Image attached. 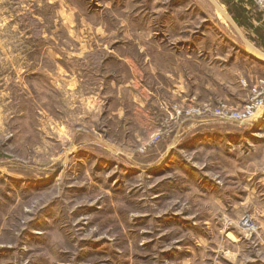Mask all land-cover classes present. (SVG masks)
<instances>
[{
    "label": "rangeland",
    "instance_id": "rangeland-1",
    "mask_svg": "<svg viewBox=\"0 0 264 264\" xmlns=\"http://www.w3.org/2000/svg\"><path fill=\"white\" fill-rule=\"evenodd\" d=\"M172 9L179 13L169 21L187 28L183 52L201 40L204 50L218 43L219 56L243 48L207 0H0V25L16 35L23 26L30 40L10 60L0 29V264H246L255 256L246 236L259 232L253 209L264 200V63L223 55L226 68L203 63L201 81L190 59L192 76L172 79L184 93L171 96L163 85L174 53L156 70L145 56L153 43L178 50L163 27ZM214 55L205 60L218 64ZM212 79L222 81L211 87ZM206 82L242 100L240 84L244 101L194 90ZM248 105L250 119L230 118ZM246 214L250 232L240 223ZM236 248L237 257L228 253Z\"/></svg>",
    "mask_w": 264,
    "mask_h": 264
},
{
    "label": "crops",
    "instance_id": "crops-1",
    "mask_svg": "<svg viewBox=\"0 0 264 264\" xmlns=\"http://www.w3.org/2000/svg\"><path fill=\"white\" fill-rule=\"evenodd\" d=\"M6 1V0H3V2ZM3 10L5 11H8V9L5 7V4H3ZM1 12V11H0ZM167 12L166 14V20H165V24H163V27H165L166 29L168 30H173L172 32H168V34H172V36L175 38L177 37L176 39H178V44L176 45L178 47V50L175 52H172V51H169V52H166L164 51L165 49V45L164 46H159L157 43H153L150 45V47L152 46V50L153 52L150 54L149 52L147 53L146 52V56H145V59H148V69L149 68H153L156 70L158 67L155 65V62L156 63H161L162 60L165 59V56H167L168 58H171V53H174L173 57L174 59H176L175 61H171L172 63H174L173 65V69H168L167 71H165L164 73V76L167 77L165 78V80L167 81V84L166 85H163V87L167 90L170 91V94L171 96H177V94H180L182 95L184 93L183 90L186 89V86L185 85H182L180 83H175L173 82L172 79L174 80H177L178 82H181V80H187L188 77H191L192 74L194 72H190L188 74V63H191L192 61L190 59H193L195 63H197V70L194 74V80L196 79H200L201 78V81H202V76L206 75V71L204 69V64L205 62L208 63L209 67H211V69H216V70H223L224 67L226 68V64H229V63H232L234 62V60L240 58L242 59L243 61H245V59H247L248 57L251 58L250 54H248L244 48L241 49L240 52H228V51H224V54L222 55H218L217 54V51H218V43L214 44L212 43L210 45V47H208L206 50L203 49V42L202 40L201 41H196L195 42V46H194V49L193 51H191L190 53L187 52V50H185L183 52V46L185 45L186 47V44H187V38H186V26H181L179 23L178 25H173L172 24V21H169V18L175 14V13H179L177 10L175 9H172V10H169V11H165ZM5 16V15H4ZM3 15H1L0 13V17H4ZM174 16V15H173ZM255 23H261L262 20H258V21H253ZM0 29H2L1 31H4V34L5 36H3V40L5 42V45H6V55L9 56V59H15V58H11V56H13V54H16L19 52V50H25L26 49V44L30 42V40L27 41V37H28V34L25 32V27H20V28H17V31H18V35H16V33L14 32L16 28H14V26H9L8 24H5V21L3 22V24L0 25ZM174 43V42H172ZM13 44V45H11ZM198 44H200V47L198 46ZM15 47L16 48V51H11V49H13ZM156 46V47H154ZM175 46V47H176ZM138 47V50L139 52L140 51H143V49L145 48L142 44L137 46ZM149 47V48H150ZM24 48V49H23ZM147 48V49H149ZM195 48H198L197 50H195ZM163 50V51H162ZM205 51V52H204ZM221 52V51H220ZM223 53V52H221ZM230 53V54H229ZM215 54V55H214ZM214 55V57H220V58H217V63H211L206 59L207 56L209 57H212ZM223 55H225L226 57H231V62H227L226 58L223 57ZM25 58V56H24ZM189 62H188V60ZM219 59V60H218ZM177 64V65H175ZM220 64H225V65H220ZM245 68L243 69V73L241 74H238L236 75V73L234 72H231L230 74L227 73V78H229L230 80H227V82H237L238 81V77L240 75H245L244 72H246V70L248 71V67L244 66ZM152 70H148L149 72V75L154 77L153 76V71L151 72ZM174 72V73H173ZM218 73V71H217ZM248 73V72H247ZM247 75H250V74H247ZM73 77V76H72ZM222 80L219 79V80H213L211 81V84L212 86L211 87H215V86H218L219 83L221 82ZM146 83L148 85H146L147 87H145V90L147 91V93H152V90L153 91H156L155 89H149V86H151V80L148 78H146ZM157 85H154V87H156ZM177 86H182L181 88H177ZM209 86V83L206 82V83H202L201 86L199 84H196L195 87H194V90L195 91H202V90H205V93H209V92H215L214 94L212 95H215V96H222V95H227V96H230L232 97L233 96V103H235L236 105H240L241 104V101L243 100L244 101V97L243 95L245 94V88L243 86H241L240 84H238V91H239V94L241 93L242 96H240L242 98V100H239L240 98L238 97H235V95L233 94L234 93V88H229L227 90H224V89H213ZM209 88L211 90H209ZM230 89V90H229ZM158 90V89H157ZM142 92V91H141ZM139 95V94H138ZM239 96V95H237ZM237 133H232V137H235ZM229 136V134H228ZM238 137V136H236ZM235 137V138H236ZM236 140H239L238 138H236ZM238 143V142H236ZM253 190H251L250 192H252ZM251 197H255V198H259L258 196L254 195V193H251L250 194ZM249 195H246V200H248L250 198ZM258 204L256 208H254L253 210L256 211L257 213V220H258V223H259V232L256 233V234H253L252 236H246V248H248L249 250H252L254 249V255L255 256H252V259L251 256H249L247 259H246V264H264V257L262 256V251H264V200H259L258 201ZM230 232H234L233 230H230L226 233V235L228 236V234ZM235 233V232H234ZM236 234V233H235ZM234 234V235H235ZM237 238L235 239H231V243H233L234 245H237L238 246V239H239V236L236 234L235 235ZM229 237V236H228ZM230 239V237H229ZM237 243V244H236ZM228 253H232L233 255H235L236 257L238 256L239 254V249L236 248L235 250H229Z\"/></svg>",
    "mask_w": 264,
    "mask_h": 264
},
{
    "label": "trees",
    "instance_id": "trees-1",
    "mask_svg": "<svg viewBox=\"0 0 264 264\" xmlns=\"http://www.w3.org/2000/svg\"><path fill=\"white\" fill-rule=\"evenodd\" d=\"M227 5V11L239 25L245 26L249 38L258 39V43L264 48V12L260 10L252 0H221ZM235 1V2H234ZM262 20L261 23L253 21Z\"/></svg>",
    "mask_w": 264,
    "mask_h": 264
},
{
    "label": "water",
    "instance_id": "water-1",
    "mask_svg": "<svg viewBox=\"0 0 264 264\" xmlns=\"http://www.w3.org/2000/svg\"><path fill=\"white\" fill-rule=\"evenodd\" d=\"M213 7L221 14L226 22L231 26L234 32L238 35L243 44L245 51L250 54L251 57L264 63V50L254 44L241 30L239 25L227 11L226 7L220 2V0H208Z\"/></svg>",
    "mask_w": 264,
    "mask_h": 264
},
{
    "label": "built area",
    "instance_id": "built-area-1",
    "mask_svg": "<svg viewBox=\"0 0 264 264\" xmlns=\"http://www.w3.org/2000/svg\"><path fill=\"white\" fill-rule=\"evenodd\" d=\"M263 12H264V0H252ZM261 106H263L264 100H260ZM250 105L247 106L245 111L242 112H235L230 114V118L234 121H238L240 123L250 119V115L252 114L250 110ZM263 108L259 110V115L263 114ZM240 223L244 226H246L247 231L255 230L256 225L252 221V217L249 214H246L241 220Z\"/></svg>",
    "mask_w": 264,
    "mask_h": 264
},
{
    "label": "bare ground",
    "instance_id": "bare-ground-1",
    "mask_svg": "<svg viewBox=\"0 0 264 264\" xmlns=\"http://www.w3.org/2000/svg\"><path fill=\"white\" fill-rule=\"evenodd\" d=\"M208 1V0H207ZM209 2V1H208ZM210 3V2H209ZM211 4V3H210ZM212 5V4H211ZM213 6V5H212ZM215 9V8H214ZM216 10V9H215ZM217 11V10H216ZM219 17H222L221 14L217 11ZM223 18V17H222ZM224 19V18H223ZM226 21V20H225Z\"/></svg>",
    "mask_w": 264,
    "mask_h": 264
}]
</instances>
